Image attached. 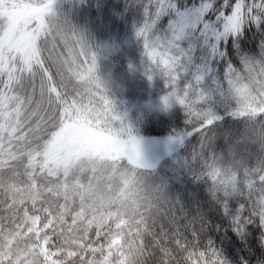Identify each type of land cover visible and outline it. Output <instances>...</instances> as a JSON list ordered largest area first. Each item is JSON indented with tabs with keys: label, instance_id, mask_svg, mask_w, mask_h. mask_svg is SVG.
I'll list each match as a JSON object with an SVG mask.
<instances>
[{
	"label": "trees",
	"instance_id": "trees-1",
	"mask_svg": "<svg viewBox=\"0 0 264 264\" xmlns=\"http://www.w3.org/2000/svg\"><path fill=\"white\" fill-rule=\"evenodd\" d=\"M0 2V264H152V254L161 249L169 253L172 264H201L202 253L191 229L179 238L178 245L174 241L173 233L181 230L178 225L184 221L172 223L165 215L169 195L156 183L145 188L144 193L137 192L138 196L145 195L149 203L137 205V197L129 211L124 208L123 219L120 215L112 219L106 215L100 221L104 210L96 207L93 211L94 203L89 198L76 196L70 184L59 181L58 171L45 164L52 139L66 122L80 120L96 131L129 140L126 126L134 139L166 138L174 128L183 127L179 106L168 109L175 116L172 120L164 109H129L128 102L124 108L121 100L131 99L133 94L122 97L117 92L98 97L78 79L80 72L90 66L87 62L81 64L86 38L70 21L83 23L79 0ZM10 4L49 10L43 16L42 32L33 42L34 54L29 59L1 44L3 32L12 20L5 15ZM92 4L95 10L97 0ZM140 23L139 14H133L102 42L117 46L131 39L134 25L138 27ZM245 23L242 12L240 29ZM18 34L14 31L13 39ZM133 47L139 56L138 46ZM114 54L119 55L117 49L107 57ZM123 58L120 53L117 60L106 59L114 66ZM140 82L134 84L136 90L146 89L142 85L146 82ZM234 82L246 87L249 104L242 107L230 93L232 110L238 116L224 118L230 123H235L236 118L244 119L251 126L264 111L256 106L261 98L257 90L264 86V51L241 59L240 66L233 70ZM147 88L163 93L162 88L151 83ZM118 107L124 110L119 114L126 126L119 115H114ZM247 142L264 159V137L251 136ZM210 163L219 164L221 170L220 180L209 193L212 198L236 194V181L249 167L247 159L230 153L227 159ZM121 164L127 166L125 161ZM113 233L119 235L118 243L112 241ZM177 253L182 255L178 258Z\"/></svg>",
	"mask_w": 264,
	"mask_h": 264
},
{
	"label": "snow or ice",
	"instance_id": "snow-or-ice-1",
	"mask_svg": "<svg viewBox=\"0 0 264 264\" xmlns=\"http://www.w3.org/2000/svg\"><path fill=\"white\" fill-rule=\"evenodd\" d=\"M79 12L82 24L66 18L87 41L81 64L87 62L97 72V49L111 50L102 41L139 14L134 33L142 49L143 73L149 83H162L164 111L174 102L183 113V127L174 128L168 138L175 150L148 169L157 187L169 195L165 215L172 223L184 221L173 233L174 241L178 245L191 229L201 264H264V159L247 142L251 136L264 137V111L251 126L244 119L230 123L224 118L238 116L229 100L233 70L246 55L264 51V0H97L95 10L92 0H79ZM240 12L246 23L233 35L228 23ZM257 94L261 98L256 106L264 108V86ZM230 153L244 156L249 167L236 181V194L213 199L209 193L221 170L210 161L227 159ZM168 256L166 250L156 251L152 264H172Z\"/></svg>",
	"mask_w": 264,
	"mask_h": 264
},
{
	"label": "rangeland",
	"instance_id": "rangeland-1",
	"mask_svg": "<svg viewBox=\"0 0 264 264\" xmlns=\"http://www.w3.org/2000/svg\"><path fill=\"white\" fill-rule=\"evenodd\" d=\"M51 1L56 2L58 0ZM0 6H3L1 2ZM8 8L5 15L11 17L12 20L8 19L11 21L3 32L4 36L1 44L13 48L15 53L29 59L34 54L33 42L42 32L43 16L49 10L14 4H10ZM241 15L242 12L237 13L228 23L227 30L231 31L233 35L240 30ZM14 31L19 33L15 39H13ZM102 44L109 45L111 50H106L104 47L97 49L98 72L91 65L86 66L85 70L80 72L78 79L98 97H101L102 94L117 92L121 93L122 97L125 94H133H130L131 99L126 97L121 100L120 105L124 108L128 107V102L129 109L130 107H141L147 112L163 109L161 103L163 93L160 94L158 91L154 93L151 92V88H147L149 81L143 73L141 65L142 49L135 33L133 32L131 39L119 42L117 46L110 44L108 41L102 42ZM135 45L138 46L139 56H137V52H134L137 51L133 47ZM113 49H117L119 55L121 53L124 56L123 59L115 62L114 66L106 59H118L119 55L117 54L107 57L112 54ZM102 55L105 57L104 59ZM130 65L131 67H129ZM106 77L108 79H105ZM102 79H105L108 91ZM136 79L138 82L145 81L146 84L142 83V85L146 89L136 90L134 87L137 82ZM151 85H155L157 89L162 88V83L158 79H153ZM232 86V92L238 98V102L242 107L248 105L249 99L246 87L236 82L232 83ZM170 103L172 105L170 108H173L175 103ZM246 111L249 110L245 109ZM117 112H124V110L118 107ZM114 115H117V113ZM128 142V138L101 133L80 120L66 122L52 139L51 146L46 154L45 164H50L54 172L55 169L58 171L59 181L62 184H70L69 187L75 191L76 196L82 199L89 198L94 203L92 206L93 211L97 210L96 207L104 210L100 221L104 220L106 215H109L110 219L117 218V215H120L123 219V214L126 212L124 208L129 211L130 205L137 197V205L150 202L148 198H143L145 195L138 196L139 193L137 192L144 193L145 188L156 183L148 173H142L121 164V162H126ZM169 158L170 155L166 159ZM111 205L114 207L110 208ZM109 208L110 210L106 212ZM99 215L101 213L96 214V216ZM117 224L115 222V225ZM119 238L117 233L111 235L114 242L118 243Z\"/></svg>",
	"mask_w": 264,
	"mask_h": 264
},
{
	"label": "water",
	"instance_id": "water-1",
	"mask_svg": "<svg viewBox=\"0 0 264 264\" xmlns=\"http://www.w3.org/2000/svg\"><path fill=\"white\" fill-rule=\"evenodd\" d=\"M135 141L142 157L130 141L126 150V160L129 165L138 169H149L158 165L173 149L172 144L159 139L145 138Z\"/></svg>",
	"mask_w": 264,
	"mask_h": 264
}]
</instances>
